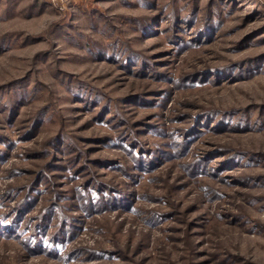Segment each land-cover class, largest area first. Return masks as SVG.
Returning a JSON list of instances; mask_svg holds the SVG:
<instances>
[{
    "label": "rangeland",
    "instance_id": "rangeland-1",
    "mask_svg": "<svg viewBox=\"0 0 264 264\" xmlns=\"http://www.w3.org/2000/svg\"><path fill=\"white\" fill-rule=\"evenodd\" d=\"M0 264H264V0H0Z\"/></svg>",
    "mask_w": 264,
    "mask_h": 264
}]
</instances>
